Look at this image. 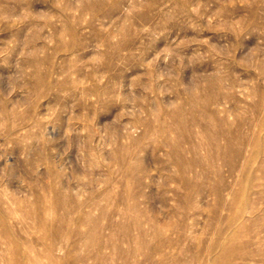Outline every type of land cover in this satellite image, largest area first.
<instances>
[{
	"label": "rangeland",
	"instance_id": "374dc122",
	"mask_svg": "<svg viewBox=\"0 0 264 264\" xmlns=\"http://www.w3.org/2000/svg\"><path fill=\"white\" fill-rule=\"evenodd\" d=\"M219 252L264 264V0H0V264Z\"/></svg>",
	"mask_w": 264,
	"mask_h": 264
},
{
	"label": "bare ground",
	"instance_id": "6f19581e",
	"mask_svg": "<svg viewBox=\"0 0 264 264\" xmlns=\"http://www.w3.org/2000/svg\"><path fill=\"white\" fill-rule=\"evenodd\" d=\"M181 124V123H180ZM191 161H193V160H191ZM179 162H181V161H178L177 163H179ZM183 163V162H182ZM184 164V163H183ZM181 166V165H180ZM179 166V167H180ZM182 166H184V165H182ZM183 168V167H182ZM184 169V168H183ZM231 249V248H230ZM214 264H220V252H219V254H218V256H216L215 258H214ZM232 262V261H231ZM230 262V263H231ZM230 263H226V264H230ZM235 263V262H234Z\"/></svg>",
	"mask_w": 264,
	"mask_h": 264
}]
</instances>
